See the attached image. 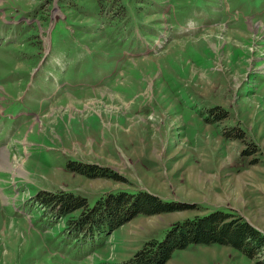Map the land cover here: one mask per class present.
Segmentation results:
<instances>
[{
	"label": "rangeland",
	"instance_id": "1",
	"mask_svg": "<svg viewBox=\"0 0 264 264\" xmlns=\"http://www.w3.org/2000/svg\"><path fill=\"white\" fill-rule=\"evenodd\" d=\"M0 151V264H125L215 209L264 233V0H0ZM120 189L192 208L90 235L37 200ZM164 264L264 260L191 244Z\"/></svg>",
	"mask_w": 264,
	"mask_h": 264
},
{
	"label": "trees",
	"instance_id": "2",
	"mask_svg": "<svg viewBox=\"0 0 264 264\" xmlns=\"http://www.w3.org/2000/svg\"><path fill=\"white\" fill-rule=\"evenodd\" d=\"M222 109H210L215 120L228 117L227 111ZM227 135L241 138L244 134L242 130L235 128L230 129ZM68 167L90 177L108 176L122 179L113 170L96 164L72 160ZM37 200L62 218L71 215L68 224L72 232L91 233L90 235L108 233L138 214L155 215L192 208L190 203L165 200L142 189L110 191L102 195L94 205H89L87 197L64 190L40 191ZM78 210L79 214L74 216L73 213ZM191 244L230 245L248 257H260L264 260V233L235 212L215 209L207 214L175 222L163 240H148L145 247L125 264H164L176 250L185 249Z\"/></svg>",
	"mask_w": 264,
	"mask_h": 264
},
{
	"label": "bare ground",
	"instance_id": "3",
	"mask_svg": "<svg viewBox=\"0 0 264 264\" xmlns=\"http://www.w3.org/2000/svg\"><path fill=\"white\" fill-rule=\"evenodd\" d=\"M4 152L5 151H0V166L6 165L7 158L5 157Z\"/></svg>",
	"mask_w": 264,
	"mask_h": 264
}]
</instances>
